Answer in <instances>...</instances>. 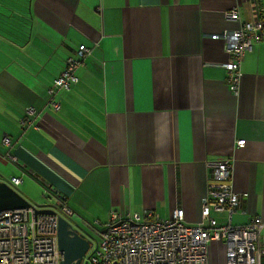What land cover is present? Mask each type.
<instances>
[{
  "label": "crops",
  "instance_id": "obj_1",
  "mask_svg": "<svg viewBox=\"0 0 264 264\" xmlns=\"http://www.w3.org/2000/svg\"><path fill=\"white\" fill-rule=\"evenodd\" d=\"M234 9L240 21L228 18ZM262 13L264 0H0V181L21 179L23 196L33 197L29 184L45 198L57 190L90 225L113 211L166 219L175 208L192 225L207 163L230 160L241 197L231 223L264 220V41L233 90L223 36ZM82 45L92 53L77 84L52 99ZM28 107L36 114L23 126ZM5 136L18 167L3 160ZM212 216L228 223L227 212ZM77 222L95 237L103 229ZM210 263L221 264L215 243Z\"/></svg>",
  "mask_w": 264,
  "mask_h": 264
},
{
  "label": "built area",
  "instance_id": "obj_2",
  "mask_svg": "<svg viewBox=\"0 0 264 264\" xmlns=\"http://www.w3.org/2000/svg\"><path fill=\"white\" fill-rule=\"evenodd\" d=\"M233 21H240L237 9L227 14ZM230 61L227 70L232 89H237L240 68L245 54L256 43L264 41V13L255 15L235 30L223 33ZM92 50L84 45L69 57L64 70L55 79L50 89L52 99L61 90H69L77 84L76 71L91 56ZM55 111L60 110L58 102L51 100ZM30 116L36 114L32 107L27 109ZM25 124V121H22ZM245 140H238L239 147ZM8 149L3 160L19 166L11 151L12 141L3 139ZM211 176L208 191L201 205L200 220L187 224L183 209L175 208L169 218H161L155 211L142 213L121 211L111 212L102 231H97L81 264H211L210 244L215 243L221 252V264H264V243L261 231L264 220L253 217L243 226L231 223L235 210L240 208L241 197L232 186L233 165L230 160L208 162ZM13 188L21 179L8 181ZM48 196L53 199L52 214L35 215V208L0 212V264H60L63 257L58 247L59 217L71 219L74 211L68 206V197L49 188ZM212 212L229 213L228 223L219 225ZM85 222V221H83ZM86 223V222H85ZM90 225L94 229L95 225Z\"/></svg>",
  "mask_w": 264,
  "mask_h": 264
},
{
  "label": "water",
  "instance_id": "obj_3",
  "mask_svg": "<svg viewBox=\"0 0 264 264\" xmlns=\"http://www.w3.org/2000/svg\"><path fill=\"white\" fill-rule=\"evenodd\" d=\"M53 207L36 205L13 188L8 181H0V212L35 208V215H55L56 212L51 209ZM91 240L90 233L81 224L73 221V218L59 217L58 247L63 257L60 264H81Z\"/></svg>",
  "mask_w": 264,
  "mask_h": 264
},
{
  "label": "rangeland",
  "instance_id": "obj_4",
  "mask_svg": "<svg viewBox=\"0 0 264 264\" xmlns=\"http://www.w3.org/2000/svg\"><path fill=\"white\" fill-rule=\"evenodd\" d=\"M10 165H12V166H14L13 164H11L10 163ZM22 187H25V185L24 186H22ZM40 187V190L38 189V187L36 186V185H31V184H29V188L34 192L33 194V197L32 196H28V195H26L25 197H27L32 203H34V204H36V205H39V206H44V207H48L49 205H53L54 204V201H53V199H51L49 196H48V198H45L44 196H43V194H44V192H45V190H44V188H42L41 186H39ZM21 189V188H20ZM72 219V218H71ZM73 221H75V222H77V221H81V223L83 224H85L86 225V223L85 222H83V220H82V218H80L79 217V215L78 214H76L75 215V219H73ZM83 224V225H84ZM87 224H89V223H87ZM95 225V224H94ZM87 226V225H86ZM99 226V225H98ZM98 226H96L95 225V227H98ZM88 227V229L93 233V231L89 228V226H87ZM94 233H96V232H94ZM93 233V234H94ZM90 236L94 239V238H96L94 235H92V234H90Z\"/></svg>",
  "mask_w": 264,
  "mask_h": 264
},
{
  "label": "trees",
  "instance_id": "obj_5",
  "mask_svg": "<svg viewBox=\"0 0 264 264\" xmlns=\"http://www.w3.org/2000/svg\"><path fill=\"white\" fill-rule=\"evenodd\" d=\"M28 108H30V107H28ZM28 108H26V110H25V114H26V116H24V118H22V120H21V122H22V121H25V122H26L25 124H23V126H25V125H27V124H30V120H29L30 115H28V113H27V109H28ZM4 138H6V136H5ZM4 138H3V139H4ZM7 138H9V137H7ZM3 139H2V141H3ZM9 139H10V138H9ZM10 140H11V139H10ZM2 144H3V142H2ZM6 149H7V148H6ZM7 150H8V149H7ZM6 152H7V151H6ZM6 152H5V153H6ZM5 153H4V154H5Z\"/></svg>",
  "mask_w": 264,
  "mask_h": 264
},
{
  "label": "bare ground",
  "instance_id": "obj_6",
  "mask_svg": "<svg viewBox=\"0 0 264 264\" xmlns=\"http://www.w3.org/2000/svg\"><path fill=\"white\" fill-rule=\"evenodd\" d=\"M16 157V156H15ZM17 158V157H16ZM208 190V189H207ZM209 259H210V256H209Z\"/></svg>",
  "mask_w": 264,
  "mask_h": 264
},
{
  "label": "flooded vegetation",
  "instance_id": "obj_7",
  "mask_svg": "<svg viewBox=\"0 0 264 264\" xmlns=\"http://www.w3.org/2000/svg\"><path fill=\"white\" fill-rule=\"evenodd\" d=\"M69 206V205H68ZM70 207V206H69ZM71 208V207H70ZM73 210V209H72Z\"/></svg>",
  "mask_w": 264,
  "mask_h": 264
}]
</instances>
